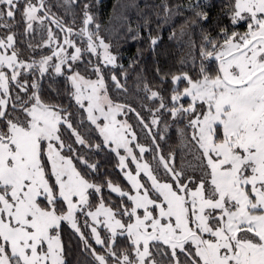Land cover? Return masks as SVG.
Segmentation results:
<instances>
[{
	"label": "snow or ice",
	"instance_id": "obj_1",
	"mask_svg": "<svg viewBox=\"0 0 264 264\" xmlns=\"http://www.w3.org/2000/svg\"><path fill=\"white\" fill-rule=\"evenodd\" d=\"M207 6L105 26L92 0H0V264H264V0Z\"/></svg>",
	"mask_w": 264,
	"mask_h": 264
},
{
	"label": "trees",
	"instance_id": "obj_2",
	"mask_svg": "<svg viewBox=\"0 0 264 264\" xmlns=\"http://www.w3.org/2000/svg\"><path fill=\"white\" fill-rule=\"evenodd\" d=\"M95 5V10L98 12L100 22L102 25L108 26L110 24V17L113 15V6L119 4L121 7L117 10V14L119 12H125L127 15L135 21L137 19V13L140 11H144L146 14L154 11L152 7L155 4H159L160 0H92ZM170 3H186L187 0H169ZM227 3V0H207V8L206 11L209 12L210 17H217L221 14V10L223 5ZM182 22V18H176V26ZM153 34L156 35L157 32L155 30V24H153ZM172 27L165 26L160 32L159 35L161 40L157 46L155 59L159 61L160 67L167 69L170 66L179 67V60L181 55L183 54V49L181 48V41L179 36L176 39H169V35L172 32ZM239 30V27L238 29ZM142 35L146 37V33ZM111 42L113 44V51L118 53L119 59L118 63L125 65L127 67L130 59L136 57L137 49H141L143 51V56L138 58V62L140 68L146 69L145 75H147L150 79L155 73V63L154 56L151 51L147 49L146 39L133 41L130 38H125L123 32L117 33L113 31L111 33ZM175 70V69H174ZM139 71V69H138ZM136 73H131V78L129 80V85L134 86V79ZM49 81H45V87L47 88ZM55 87H59L61 91H63V81L62 79L58 80V82L54 85ZM67 99L65 98L64 103H67ZM169 144L173 146H178V142L176 140L175 132L173 131L170 136ZM78 252L73 246L72 252L68 255L69 264H77V260L79 259Z\"/></svg>",
	"mask_w": 264,
	"mask_h": 264
},
{
	"label": "flooded vegetation",
	"instance_id": "obj_3",
	"mask_svg": "<svg viewBox=\"0 0 264 264\" xmlns=\"http://www.w3.org/2000/svg\"><path fill=\"white\" fill-rule=\"evenodd\" d=\"M244 30V27L243 26H240L239 27V31H243Z\"/></svg>",
	"mask_w": 264,
	"mask_h": 264
}]
</instances>
